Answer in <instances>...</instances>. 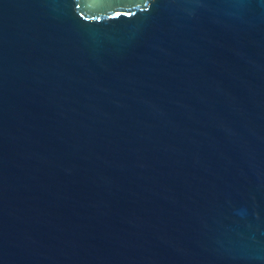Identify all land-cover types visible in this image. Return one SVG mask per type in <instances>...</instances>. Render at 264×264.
Wrapping results in <instances>:
<instances>
[{
	"label": "water",
	"instance_id": "obj_1",
	"mask_svg": "<svg viewBox=\"0 0 264 264\" xmlns=\"http://www.w3.org/2000/svg\"><path fill=\"white\" fill-rule=\"evenodd\" d=\"M0 264H264V0H0Z\"/></svg>",
	"mask_w": 264,
	"mask_h": 264
}]
</instances>
